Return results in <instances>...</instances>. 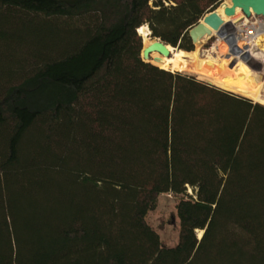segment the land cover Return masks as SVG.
<instances>
[{
  "label": "trees",
  "instance_id": "1",
  "mask_svg": "<svg viewBox=\"0 0 264 264\" xmlns=\"http://www.w3.org/2000/svg\"><path fill=\"white\" fill-rule=\"evenodd\" d=\"M223 1L0 0V264H264V104L145 61L138 33L194 52Z\"/></svg>",
  "mask_w": 264,
  "mask_h": 264
},
{
  "label": "bare ground",
  "instance_id": "2",
  "mask_svg": "<svg viewBox=\"0 0 264 264\" xmlns=\"http://www.w3.org/2000/svg\"><path fill=\"white\" fill-rule=\"evenodd\" d=\"M230 4L231 0L224 1L217 9V13L225 22L221 30L229 35H233L238 43L234 47L231 46L229 51L226 49V51L221 52L222 57L220 58H222L221 60L223 63H218L216 64L217 66L211 64L210 73L208 72V75L206 76L209 77L210 82H213L224 89L234 91L264 103V95L262 94L263 88H258V82L255 79V76H253V71L255 69L253 70V68L249 65L250 60L253 59H258V61L260 60L264 63V24L259 23L256 25L254 36H251L244 41V38L237 36L244 30V24L236 22L238 19L231 23L232 17H228L224 13L225 7ZM239 11L240 10L238 9L237 12ZM138 30L143 37L145 47L154 41L150 38L151 31L147 25L141 26ZM214 34H218V31L212 30V35ZM207 37H209V35ZM218 43L225 46L222 41ZM243 43L250 44V46H244ZM167 47L171 52L170 56L161 55L155 52L152 54L151 62L163 69L171 71H190L194 74L199 72L200 68L198 67L197 62L192 59L195 54L194 52L180 50L172 47L171 45H167ZM155 57H158L159 60L155 61ZM227 58L235 59L236 65L234 67H230L231 74L226 73V75H223L222 73L224 72L221 73V69L224 64L228 65Z\"/></svg>",
  "mask_w": 264,
  "mask_h": 264
},
{
  "label": "rangeland",
  "instance_id": "3",
  "mask_svg": "<svg viewBox=\"0 0 264 264\" xmlns=\"http://www.w3.org/2000/svg\"><path fill=\"white\" fill-rule=\"evenodd\" d=\"M226 1V0H224ZM223 1V2H224ZM222 2V3H223ZM247 16L240 10L237 14L232 17L231 23L236 22L241 23L246 20ZM263 22L264 24V17L262 16H254L252 13L251 17L249 18V22ZM152 40H157L158 38H153L150 36ZM261 38V37H260ZM143 39V37H142ZM218 36L211 35L209 37L203 38L199 43L195 44V51L194 59L197 62L198 67L200 68L199 72H197V77L204 81H209L208 72L210 73L211 64L216 65L218 63H223L221 60V52L226 51L225 46L223 44L218 43ZM144 45V43H143ZM244 46H250V44H244ZM173 47V46H172ZM229 57V56H228ZM190 59V58H188ZM228 65L224 64L223 68L221 69V73L223 75L226 73H230V67H234L236 65L235 59L227 58ZM249 65L253 68V76L258 82V88L262 89V94L264 95V63L262 61H258V59L250 60ZM217 66V65H216ZM230 71V72H229ZM189 74H194L190 71H183ZM213 85L218 86L217 84ZM222 88V87H220ZM224 89V88H223ZM227 90V89H225ZM231 91V90H228ZM234 92V91H231ZM236 93V92H234ZM239 94V93H237ZM242 95V94H240ZM244 96V95H243ZM250 98V97H248ZM252 99V98H250ZM255 102H259L255 99H252ZM262 103V102H259ZM264 104V103H262ZM193 191L192 189H188V193L191 194ZM179 197L174 196L172 194H161L158 198L157 204L154 209H152L147 215V222L152 226V228L159 234L162 244L165 246H174L177 244L179 239V219L177 217L176 205L178 202ZM203 231H198V236L202 235Z\"/></svg>",
  "mask_w": 264,
  "mask_h": 264
},
{
  "label": "water",
  "instance_id": "4",
  "mask_svg": "<svg viewBox=\"0 0 264 264\" xmlns=\"http://www.w3.org/2000/svg\"><path fill=\"white\" fill-rule=\"evenodd\" d=\"M238 9L247 17H250L252 13L256 16L264 17V0H231V4L225 7L224 13L228 17H233L237 14ZM224 23L223 18L217 13V9L205 15L204 18L189 31L193 44L199 43L205 36L212 35V30H216L218 34H220ZM150 36L152 37L151 32ZM155 52L165 56L171 55L167 45L160 39H157L147 47L143 45L142 58L145 61L151 62L152 54ZM154 60L158 61L159 58L155 57ZM207 82L212 84L210 81Z\"/></svg>",
  "mask_w": 264,
  "mask_h": 264
},
{
  "label": "built area",
  "instance_id": "5",
  "mask_svg": "<svg viewBox=\"0 0 264 264\" xmlns=\"http://www.w3.org/2000/svg\"><path fill=\"white\" fill-rule=\"evenodd\" d=\"M254 16H256V15H254ZM250 17H247L246 20L239 23V24H244V30L237 36L244 38V41H246L249 37L254 36L256 25H258L259 23H263V22H257V21L256 22H249ZM214 35L218 36L217 41L218 42L222 41L225 45V48L228 51L230 50L231 46L234 47L238 43V41H236V39L233 35H229L228 33H225L224 31H222L220 34H214Z\"/></svg>",
  "mask_w": 264,
  "mask_h": 264
}]
</instances>
